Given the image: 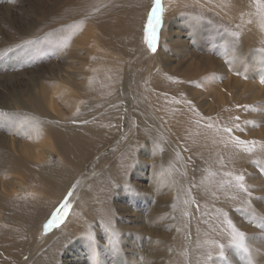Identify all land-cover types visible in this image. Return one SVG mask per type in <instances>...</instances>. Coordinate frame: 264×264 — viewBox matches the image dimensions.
I'll use <instances>...</instances> for the list:
<instances>
[{"label": "bare ground", "instance_id": "1", "mask_svg": "<svg viewBox=\"0 0 264 264\" xmlns=\"http://www.w3.org/2000/svg\"><path fill=\"white\" fill-rule=\"evenodd\" d=\"M153 1L67 0L68 8L61 20L74 19L67 25H56L52 32L63 31L60 43L62 47H70L68 54L73 62L55 72L52 78L43 80L25 104L28 115L35 118L29 129L32 135L27 144L29 150L18 146L20 155L14 154L16 147L3 150L0 160L5 175L13 172L23 178L29 176L32 184L46 195H18V182L24 180L20 175L17 186L0 183V264H49L72 239L76 242L77 237L84 238L77 245L90 254L95 264H123L126 255L127 263L135 264L130 250L140 242L142 232L136 235L138 227L151 240L149 264H154L153 261L166 264L169 254L170 260L183 261L186 249L181 239L170 237L164 229L156 234L155 223H167L169 217L183 226L187 223L190 190L194 196L188 164L200 161V173L205 174L208 182L221 181L207 182L208 192H204L202 199L208 204L217 198H231L227 192L235 181L225 173L236 175L248 171L246 154L223 131L225 126L237 123L234 118L238 107L233 106L234 101L228 96L225 106L215 109L214 103L218 101L215 96L219 92L210 80L206 82L211 84L208 90L197 87L203 70L216 69L214 60L205 58L188 63L180 58L172 64L161 44L155 56L133 63L132 59H140L135 56L138 17ZM243 1L162 0L165 22L162 37L167 25L176 23L181 13L193 14L198 23L205 22L201 17L209 13L196 12L191 6L217 10L226 17L237 15L235 12L241 11ZM212 15L208 19L223 28L222 19ZM200 30L212 33L209 25L206 30L200 25ZM224 36L221 39L227 45L229 36L226 33ZM251 128L240 129L250 133ZM234 131L232 135L237 136ZM37 136L38 139L46 136L47 140L35 148ZM113 141L114 157L101 156L93 179L84 186L72 213L53 237L32 250L36 231L50 216L54 199L83 177L95 152L102 153ZM52 143L59 151V160L44 165ZM32 157L42 160L43 166L32 163ZM158 172L160 178H155ZM162 177L166 178L163 184L158 181ZM245 177L250 190L249 175ZM173 188L178 190L175 198H171ZM196 190L200 193L202 188ZM126 199L134 206L130 209L128 205L126 213L128 220L136 223L134 226L121 219ZM226 204L227 200L222 202L223 207ZM116 210L121 214L119 223L112 221L117 216ZM212 211L209 210L211 216L215 214ZM98 236L105 237V242L111 241V258L98 253ZM77 245L71 244L74 248ZM182 252L184 255L179 257ZM219 261L213 259L212 264ZM85 264L90 262L86 260Z\"/></svg>", "mask_w": 264, "mask_h": 264}, {"label": "rangeland", "instance_id": "2", "mask_svg": "<svg viewBox=\"0 0 264 264\" xmlns=\"http://www.w3.org/2000/svg\"><path fill=\"white\" fill-rule=\"evenodd\" d=\"M66 2L67 0H0V111L8 113L7 119L0 117V160H3V150H13L16 147L14 154H19L18 146L28 149L27 144L32 139L29 132L30 124L33 123L32 120L35 118L28 115L25 104L33 96L34 91L40 88V83L43 80L52 78L55 72H59L60 69L73 62L70 54H68L70 53L68 52L70 47H62L60 43V39L64 36L63 31H56L57 34L55 31L52 32V29L56 30V25H67L71 19H74L61 20L67 10L65 8H68V2L67 4ZM153 3L138 17L137 34H139V38L136 42L137 51L135 50V56L140 59H132L133 63L136 65L144 59L155 56L161 44L167 51L166 55H169L173 60L172 64H176L180 58H185L188 63H196V61L205 58L214 60L216 69L213 71L203 70L202 79L197 87L201 91L208 90L211 84L215 88L217 87L219 93L215 96L216 100L218 99L217 103H214L215 109L224 107L229 98L228 96H230V100L234 101L233 106H237L236 102L240 106L253 105L254 108L238 107L235 115L237 117L239 113L238 117L240 119L236 121L239 127L236 128L234 133L241 139L258 141L251 153L240 148L242 153L246 154L245 169L248 168L246 169L248 171L242 175L244 177L246 174L249 175L248 182L250 188H252L249 190L247 183H245L246 177L244 183L251 196L240 191L235 187V184H232L231 190L227 192L231 195L230 199L217 198L214 203L210 202L209 204L207 201L203 202L204 192H208L207 177L204 176L205 174L200 173V161L196 160L188 164L187 174L193 177L191 185L194 186L192 189L194 196H192L190 190L188 196L189 210L186 211L188 215L187 223L183 226L171 217L166 220L167 223H163L164 225L162 222L155 223L156 234L164 229L170 237L180 238L187 252H185V255L182 252L179 256L184 255L183 261L185 262L181 260L179 262L174 258L170 260L171 254H169L166 256V264H212L213 259H219L218 264H249V256L229 244L231 230L225 223V213H227L228 219L232 221L236 228L247 234L246 242L250 247L251 264H264V219H262L264 217V83H261V79L264 78V0H244L242 5H239L241 11L235 12L237 15L226 17H223L217 10H208L202 6L201 9L200 6H191L190 8L194 11L209 13L207 17H201L205 22L198 23L193 14L181 13L185 19L180 16L176 23L168 24V30H165L163 37L161 31L165 26V22L162 13V21L158 30L157 50L155 52L150 49L147 43L149 36L147 31L148 19ZM61 12L64 13L61 14ZM212 14L216 16L217 20L222 19L224 22L223 28L215 26L212 19H208L209 16H213ZM55 18L59 19V22H54ZM200 25H204L205 30L209 25L212 33H204L200 30ZM194 26H196V29ZM216 32L219 34L215 35ZM225 33L229 36L227 45L223 44ZM232 33H238L239 35L238 37L232 36ZM24 41H31V43L26 44L23 43ZM171 43L173 44L171 45ZM209 80L212 82L211 84L206 83ZM220 92L224 94L222 95ZM248 126L252 127L250 133L241 131V127ZM46 140V136L40 139L37 136L35 148L43 146L42 142L44 143ZM114 143L115 141L105 146L102 151L106 152L100 153L101 155L95 152L91 158L93 161L88 162L90 165L88 171L86 170L82 175L83 177L75 182L73 181L61 197L53 198L55 201L54 208L50 216L41 224L40 229L38 228L36 231L33 239L34 249L32 248V250L35 251L42 243L45 244L50 236L53 237L57 228L72 213L84 186L93 179L101 156L114 157ZM51 146L48 154L49 158L44 165L59 160V151L55 143H52ZM30 160L35 165L43 163L42 160L36 157H32ZM1 163L0 161V183L5 182L7 185L16 186L20 183L17 190L18 195H46L45 192L32 184V180L28 178L29 176L23 178L21 174L13 172L5 175ZM147 172L148 170H146ZM19 175L24 179L23 181L20 180L22 183L20 181L17 183L18 178H21ZM155 178H160L159 172L155 175ZM158 181L163 184L166 178L162 177ZM169 181L171 183L172 180L169 179ZM216 181L219 180H209L208 184L216 183ZM196 187H201L203 191L197 192ZM172 191L171 198H175L178 190L176 192L173 188ZM69 192L73 194L70 197L67 196ZM47 196L50 195L47 194ZM226 200L227 204L223 207L222 202ZM119 201L115 200L118 203ZM124 201L126 202L123 206L122 222L128 221L131 226H134L136 223L128 220L130 217L129 214H126L128 207L130 206V209H133L134 206L127 202V199ZM65 202L70 204L71 207L63 223L58 227H51L45 231V225L51 220L52 215L56 213L61 204ZM210 209L215 213L212 216L209 212ZM217 211L219 212L216 213ZM253 212L255 215L252 214ZM116 213L117 216L112 221L119 223L121 214L118 213V210H116ZM140 225L141 222H139ZM143 231L145 230L138 227L136 235L142 232L139 235L140 242L135 243V247L130 250V254L135 256V264H149L147 258L152 254L150 237ZM105 239L102 236L96 238L98 253H104V256L111 258V241L105 242ZM72 240L70 243L77 245L84 238L77 237L76 242H72ZM71 244L62 249L49 264H85L86 260L90 264H95L91 262L90 254L82 246L77 245L74 248ZM220 244L224 245L222 249L223 256L218 254L221 251ZM115 257L113 255V258ZM126 257V262L123 264H131L127 263L129 258L127 255ZM153 263L159 264L157 261H153Z\"/></svg>", "mask_w": 264, "mask_h": 264}, {"label": "snow or ice", "instance_id": "3", "mask_svg": "<svg viewBox=\"0 0 264 264\" xmlns=\"http://www.w3.org/2000/svg\"><path fill=\"white\" fill-rule=\"evenodd\" d=\"M96 11H99V9H96ZM164 9L162 6V0H154L151 13L148 19V26H147V31L149 33L148 36V46L150 49L155 52L157 50V42H158V30L162 21V13ZM232 36H237L238 33H232ZM23 43H31V41H24ZM261 83H264V78L261 79ZM237 107H245V108H254L253 105H246V106H240L237 105ZM0 117H3L7 119L8 113L4 111H0ZM239 117H235V121H239ZM239 124L238 123H233L231 127L225 126L223 128L224 133H226L229 137L231 142L235 144L237 148H242L245 152L251 153L258 141L256 140H244L241 139L238 136H233L232 133L235 128H238ZM227 176H231L232 179L235 181V187L238 188L240 191L247 193L249 196H251V193L248 191V188L246 187L244 181L245 177L242 174H236L234 175L232 172H227L225 173ZM231 184L232 181H229ZM71 192L67 193V196H71ZM71 205L68 204L67 202L62 203L60 208L57 209L56 213L52 215L51 220L45 225V231H47L51 227H58L61 223H63L64 219L69 213ZM255 215V213H252ZM225 216V223L227 224L228 228L231 230V239L229 240V244L233 245L237 250L242 252L243 254L249 256V264H251V259H250V247L247 244V234L244 231L239 230L236 228L235 225H233L232 221L228 219L227 213L224 214ZM264 219V217H262ZM116 233H113V236H115ZM224 245L220 244L219 248L221 251L218 253L219 255L223 256L224 253L222 251ZM210 258V257H209Z\"/></svg>", "mask_w": 264, "mask_h": 264}]
</instances>
